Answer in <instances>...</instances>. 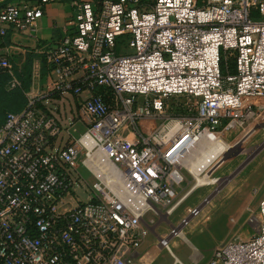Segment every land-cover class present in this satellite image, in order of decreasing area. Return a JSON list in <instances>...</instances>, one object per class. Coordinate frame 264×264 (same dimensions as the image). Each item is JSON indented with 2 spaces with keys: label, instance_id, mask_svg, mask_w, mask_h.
<instances>
[{
  "label": "built area",
  "instance_id": "1",
  "mask_svg": "<svg viewBox=\"0 0 264 264\" xmlns=\"http://www.w3.org/2000/svg\"><path fill=\"white\" fill-rule=\"evenodd\" d=\"M54 1L1 6L0 38L9 30L34 34L43 6ZM73 6L70 30L38 49L58 75L53 86L78 97L76 120L85 129L63 142L61 119L33 100L6 113L0 264H136L146 213L167 216L179 204L170 205L167 175L187 169L181 160L197 139L254 120L250 99L264 98V0H75ZM121 43L126 48L118 53ZM13 70L0 51V87L20 85ZM173 96L195 99L196 115L164 118L139 143L121 135L139 118L164 115ZM194 208L189 215L199 213ZM257 221L253 235L215 248L208 264H264V184ZM167 236L158 242L166 248Z\"/></svg>",
  "mask_w": 264,
  "mask_h": 264
},
{
  "label": "rangeland",
  "instance_id": "2",
  "mask_svg": "<svg viewBox=\"0 0 264 264\" xmlns=\"http://www.w3.org/2000/svg\"><path fill=\"white\" fill-rule=\"evenodd\" d=\"M253 14L258 16L257 11ZM125 48L124 44L121 43L117 46V52L121 53ZM250 102L256 112L255 119L243 127H233L219 133L220 138L228 145L239 143L234 151L225 156V147L216 144L192 166L193 173L185 168H181L178 175L173 173L175 177H180V175L182 177L178 180V184L181 186L178 188V193L171 199L170 205L181 199V196L194 185L195 178L193 175L195 174L206 176L208 179L222 177V180L220 185L214 182L197 186L187 198L181 202L178 201L179 204L170 215H162L158 219V222L162 224L159 229L158 238L160 239L168 235L171 227L181 225L182 216L186 213L188 206H192L202 199L198 203V205H202V212L193 215L188 221L190 223L187 224V222L183 226L182 235H184V239L180 236L168 235L169 242L166 248L158 243L157 236L150 234L152 243H154L153 255L155 257L152 264H170L171 261H175V256L180 259L176 264H205L206 260L212 256L215 248L233 239H247L256 231L258 224L257 204L262 197L264 184V98L255 97L250 99ZM164 105V115L148 119L139 118L132 127L124 126L120 131L121 135L128 141L139 143L141 135L156 129L164 118L172 116L194 117L196 115V100L188 96L168 97ZM80 127L81 130L85 129L81 123ZM77 132L72 131L70 133L76 137ZM71 135H69V139H71ZM243 163L245 165L240 171L231 179L225 180ZM75 166L80 167L83 178L89 183L93 181V178L79 161L75 163ZM216 189L218 190L216 191ZM76 190L80 192L78 188ZM212 193L214 194L212 195ZM79 195L84 198L86 194L79 193ZM209 195L212 197L204 202V199ZM161 208L163 210L167 207ZM188 215L189 213L186 216ZM193 223L195 224L191 227ZM192 251L199 262H192L188 258Z\"/></svg>",
  "mask_w": 264,
  "mask_h": 264
},
{
  "label": "crops",
  "instance_id": "3",
  "mask_svg": "<svg viewBox=\"0 0 264 264\" xmlns=\"http://www.w3.org/2000/svg\"><path fill=\"white\" fill-rule=\"evenodd\" d=\"M10 1L15 0H1L0 7ZM29 1L37 2L38 0ZM74 1L75 0H56L45 4L43 6L42 16L36 21V30L34 34L9 30L5 37L0 38V51L5 52L13 61V73L20 82V85L15 88L22 90L25 99L23 106L17 110V112L22 110L31 100L39 106L50 108L61 119L63 127L62 141H65L69 137L70 134L68 133L72 132V128H74L76 132L78 130L77 133L82 131L79 121L76 120V102L78 97L71 88L63 86L55 88L53 86L52 81L57 78L58 75L46 64L44 56L38 47L41 43H55L62 35L70 30L72 26L70 19L74 12ZM80 75L81 73H76L71 78L75 79ZM8 78L9 76L7 74L2 75L3 80H7ZM87 94L88 93L84 91L82 96H86ZM61 108L64 109L60 110ZM162 121L163 120H161V122ZM70 123L73 124L70 125ZM224 155L227 156L226 154ZM173 173H176V175L179 174V172H170L166 177V183L172 189L174 193L173 195H176L179 186H181V184H178V180L181 179L182 175H180V177H175ZM189 194L185 198H187ZM201 200L202 199L198 200L192 206H188L186 208V213L182 217L184 218L188 214V211L193 207H196ZM200 212H202V209L199 213ZM162 215L166 216L165 213L161 211L157 213L149 211L144 216L142 223L147 227L148 233L142 236L141 241L138 244L136 264L153 263L155 259L153 255L154 243H152L150 234L157 236V239H159V229L162 224L158 222V219ZM189 223L190 222L187 224ZM194 224L195 223H193L191 227ZM194 254L195 253L192 251L189 253L188 258L192 262L197 263L199 262V259H196L197 257ZM210 258L206 260L205 264H208ZM170 264H176V262L171 261Z\"/></svg>",
  "mask_w": 264,
  "mask_h": 264
},
{
  "label": "bare ground",
  "instance_id": "4",
  "mask_svg": "<svg viewBox=\"0 0 264 264\" xmlns=\"http://www.w3.org/2000/svg\"><path fill=\"white\" fill-rule=\"evenodd\" d=\"M216 144H221L226 149V155L230 154L234 149L238 146L239 143H236L234 145H228L223 139L220 137L213 138L211 135L209 136H202L201 138L197 139L193 146H191V149H188V151L183 156V159L181 160V163L185 166H187L188 171L193 173L192 166L197 163L200 160V157H202L211 147H213ZM195 178L194 185L186 192V194L180 199V201L186 197L193 189H195L197 186L204 184V183H216L219 184L222 180V177L217 179H208L206 176H199L197 174L193 175ZM220 185V184H219ZM179 201V202H180ZM178 202V203H179ZM184 225L177 226V230L175 232V235L173 236H180L182 239H184V235H182ZM168 237V236H167ZM169 240V238H168ZM169 242V241H168ZM176 261H180V259L175 256Z\"/></svg>",
  "mask_w": 264,
  "mask_h": 264
},
{
  "label": "trees",
  "instance_id": "5",
  "mask_svg": "<svg viewBox=\"0 0 264 264\" xmlns=\"http://www.w3.org/2000/svg\"><path fill=\"white\" fill-rule=\"evenodd\" d=\"M221 69L225 70L224 62H221ZM229 70L233 71V63H230ZM98 90L100 91L101 89ZM24 100L21 89L6 90L0 87V123L4 120L7 112H17L23 106Z\"/></svg>",
  "mask_w": 264,
  "mask_h": 264
},
{
  "label": "water",
  "instance_id": "6",
  "mask_svg": "<svg viewBox=\"0 0 264 264\" xmlns=\"http://www.w3.org/2000/svg\"><path fill=\"white\" fill-rule=\"evenodd\" d=\"M245 165V163H243L242 165H240L231 175H229V176H227L226 178H225V180H229V179H231L238 171H240L242 168H243V166ZM218 189H216V191H217ZM215 193V192H214ZM214 193H212V195L214 194ZM212 195H209L208 197H206L205 199H204V202H207L211 197H212ZM204 204V203H203ZM201 207H202V205L200 204V205H197L195 208H194V210H200L201 209ZM193 215L192 214H190V215H188V216H186V218L183 220V222L181 223V225H184L185 224V222H188L189 221V219L192 217ZM180 226V225H179Z\"/></svg>",
  "mask_w": 264,
  "mask_h": 264
}]
</instances>
